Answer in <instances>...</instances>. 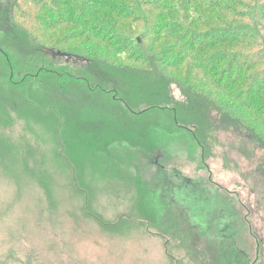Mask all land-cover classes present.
Listing matches in <instances>:
<instances>
[{
  "label": "rangeland",
  "instance_id": "rangeland-1",
  "mask_svg": "<svg viewBox=\"0 0 264 264\" xmlns=\"http://www.w3.org/2000/svg\"><path fill=\"white\" fill-rule=\"evenodd\" d=\"M32 1L0 0V45L5 49L0 50V264H264V150L233 121L225 123L218 107L206 112L209 120L199 136L204 148L185 133L183 139L149 152L142 144H122V135L116 134L120 138L110 136L112 145L100 153L72 135L69 125L74 129L75 121L69 118L68 106L50 102L42 111L29 103L28 98L37 103L48 98L44 87L68 84L42 76L27 78L30 68L24 55L39 45L45 51L94 50L111 75L103 85L119 84L118 94L111 92L109 99H124L133 107L120 109L122 116L146 110L166 89L174 99L172 107L180 103L189 109L192 103L177 82L156 71L162 66L159 60L175 61L181 55L162 34L166 29L157 21L161 12L153 9L167 6L165 16L178 2L183 12L194 10L189 3L204 2L210 8L229 9L223 15L237 25L245 21L233 13L247 15L264 8V0H95L102 6L96 7L99 18L90 22L96 26L93 31L73 24L37 28L32 24L37 12ZM41 1L45 9L39 15L49 19L47 12L57 18L58 10L90 12L80 0L72 5H64L67 0ZM142 10L152 18L150 27L141 18ZM80 15L75 13L76 21ZM76 30L85 34L75 37ZM27 35L34 39L33 47L23 44L21 55L16 42L27 40ZM93 36L107 39L90 40ZM138 43L143 45L139 49ZM55 44L60 49L51 47ZM162 49L171 53L158 57ZM48 57L45 69L78 75L72 63ZM125 66L136 71L124 72ZM18 69L23 71L19 77L13 73ZM22 80L26 90L19 93L11 85Z\"/></svg>",
  "mask_w": 264,
  "mask_h": 264
},
{
  "label": "trees",
  "instance_id": "trees-1",
  "mask_svg": "<svg viewBox=\"0 0 264 264\" xmlns=\"http://www.w3.org/2000/svg\"><path fill=\"white\" fill-rule=\"evenodd\" d=\"M77 1L79 0H67L64 5H72V2L75 3ZM80 2L82 7L90 9V12L85 9L80 10V8L75 10L73 8L70 13L58 10L55 12L57 18H54L53 13L47 12L48 15L52 16L49 19L45 15H39V11L45 9L40 7V4L44 3L40 0V2H35L36 4H34L32 1L37 10L36 18L32 19V24H35L37 28L42 27L43 30H52L63 25L73 24L76 28L81 27L93 31L96 26L95 24L91 26L90 22L99 18V11L96 10L99 3L95 0H80ZM213 2L217 3L218 1L214 0ZM56 4L63 5H61V2H56ZM189 4L194 10L183 12L181 4L178 2L173 5V8L165 16L163 12L168 11L167 6L153 9L155 12H161L157 21L159 25H163L159 26L160 28L166 29V32L162 34L167 35V40L173 43L174 51L181 55V58L175 61L169 60L165 62L164 60H159V62H162V66L156 67V71L163 78H166L165 80L177 82L178 88L182 89L185 95L184 98L192 103L189 109H186V106L180 105V103H175L176 105L172 107L174 99L169 95V90L166 89V94L155 96L154 101L151 102L154 105L146 110L135 115L129 114L127 111V116H122L124 113L120 109L126 111V108L132 109L133 107L127 100L117 98L111 101L109 99L108 94L111 92L118 94L117 87H119V84L114 82L111 86L112 88L103 85L105 83H102V81L111 77V75L101 67V61H105L101 56L94 50L84 52V50L76 49L77 51L74 50L76 53L70 52V54L72 53V55L80 58V61L70 62L73 68H78H76L78 72L74 68L78 73L77 76H74L71 72L60 74L47 70L42 66L50 60V57L45 54L43 46L39 45L42 50L41 48H32L33 46H30V44H33L32 40L34 39L31 38L32 34L27 29V34L31 37L29 38L27 35V40L17 38L15 46L17 52L21 55L23 52L21 46L23 44H27L29 49L32 48L24 51V55L28 56L25 65L30 68V72L26 74L27 78L30 76H42L44 79L64 80L68 84L67 87H60L57 83H55L54 87H44L45 92L48 93V98L41 103H37L27 97L29 103L38 104V108L42 107L39 108L42 111H44L43 105L50 102L68 106L69 118L75 121L74 129V124L69 125L71 132L73 131L72 135L74 137H82L90 149H97L100 153L112 145V143L109 144L107 141L110 136V139L114 137L120 138L119 136H113L116 134L122 135V144H142L148 148L149 152H154L173 140L183 139L186 134H190V138L204 148L205 144L199 139V136L205 130V127H203L205 122L209 120L206 112L213 109V106L219 108L218 110L222 114L225 123H232L233 121V123L237 124L236 128L247 139L255 142L264 150V8L259 9V7H256L254 11L252 10L247 15H240L239 12L233 13L231 16H236L240 21H245V23L233 25L223 15L230 12L226 7L210 8L204 2ZM101 6L102 4L99 5V7ZM145 6L152 7L153 5L145 2ZM198 7L203 8L204 12L200 13L197 11ZM216 10L219 11L216 12ZM114 11L116 10H112V12ZM76 12L81 14L80 17L78 16V21H76L74 16ZM141 12V18L150 27L151 16L144 10ZM102 21L107 22V19L103 18ZM185 21L189 22V24H186ZM215 21H218L220 26H211ZM101 30L103 31V28ZM82 31H74V36L78 38L83 36L85 32ZM174 33H178V35L173 37ZM3 39H5V43L8 42V35L7 38L4 37ZM89 39L104 41L107 38L99 39L97 36H93V38L89 37ZM43 45L49 46L47 44ZM142 46V43H138L136 47L139 49ZM51 47L60 49L61 46L60 44H55L51 45ZM0 50L5 52L2 45H0ZM140 53L144 56L146 50L142 48ZM169 53L171 52L162 49L158 57H160V54L168 55ZM130 61H133V58H130ZM80 62L87 64L82 67ZM138 62H140V58H137ZM7 65V67H13L15 70L14 64L7 63ZM127 70L131 73L136 71V68L123 67L124 72ZM172 70H175V76L173 74L168 76ZM13 73L14 75L16 73L19 77L23 71L18 69ZM9 82L13 81L9 80ZM24 83L22 80L10 85L21 93L26 90L25 86H21ZM7 85L3 84L2 86L10 87ZM211 87L216 92H211ZM97 89L99 93L96 92ZM214 95L221 96V99H213L212 96ZM111 105L112 107H110ZM122 105L125 106L122 107ZM50 110L52 111L53 108ZM200 118L203 120L201 121ZM115 122L117 123L115 124ZM113 124L117 129H115ZM173 191L175 193L174 197L173 192H170L172 200L176 198V191ZM193 197L198 199L199 195L196 194ZM202 200L204 202V199ZM197 205H201L199 201ZM240 258L237 259L240 260Z\"/></svg>",
  "mask_w": 264,
  "mask_h": 264
},
{
  "label": "water",
  "instance_id": "water-1",
  "mask_svg": "<svg viewBox=\"0 0 264 264\" xmlns=\"http://www.w3.org/2000/svg\"><path fill=\"white\" fill-rule=\"evenodd\" d=\"M45 54L46 55H49L51 56L52 58L54 59H57V58H62L65 60L66 63H70V62H77V61H80V58L78 56H74L70 53H67V52H63V51H59V50H46L45 51Z\"/></svg>",
  "mask_w": 264,
  "mask_h": 264
}]
</instances>
